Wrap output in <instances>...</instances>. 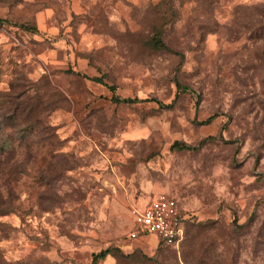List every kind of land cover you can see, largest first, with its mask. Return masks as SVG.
Listing matches in <instances>:
<instances>
[{
  "label": "rangeland",
  "instance_id": "374dc122",
  "mask_svg": "<svg viewBox=\"0 0 264 264\" xmlns=\"http://www.w3.org/2000/svg\"><path fill=\"white\" fill-rule=\"evenodd\" d=\"M0 20V89L47 127L0 115V264H264V0H0ZM162 193L183 237L131 240Z\"/></svg>",
  "mask_w": 264,
  "mask_h": 264
},
{
  "label": "trees",
  "instance_id": "16d2710c",
  "mask_svg": "<svg viewBox=\"0 0 264 264\" xmlns=\"http://www.w3.org/2000/svg\"><path fill=\"white\" fill-rule=\"evenodd\" d=\"M1 21V20H0ZM153 44L160 48L168 49V47L163 43V41L158 38L157 36L153 37ZM79 75V73H74ZM84 78H86L84 76ZM92 82L98 83L101 85H104L110 92L113 93L112 95V101L115 103H121L125 102L128 104H132L137 101V99H122L118 95H115L114 90L115 87L113 85H108L99 77H90L89 78ZM7 89H0V109H1V118L3 121H12L13 124L11 126H14L15 124L24 127L23 134H26L27 131H32L33 128H36L38 126H41V131L44 130V128H47L44 126V123L41 121L40 114V101L39 99L33 100L31 97L26 96V91L22 90V88L25 86L24 83L20 81H14V79H11L6 84ZM179 88L183 92H187L190 89L187 86H181L179 85ZM160 106H166L170 107L171 104L163 105L162 103ZM211 117L207 118L204 122L208 123L211 121ZM5 122V123H6ZM43 125V126H42ZM44 127V128H43ZM214 137H206L202 140H200L197 144L191 145L187 144L185 142L175 140L172 145L171 149L173 150H185V151H196L198 150L208 139H212ZM40 141V147H43V139L39 138ZM29 157L31 158V155L29 154ZM45 155L44 153H41L40 162L42 163L44 161ZM20 164V163H18ZM107 254L114 255L113 250L111 249H105L103 251H100L93 257V261L98 259H104Z\"/></svg>",
  "mask_w": 264,
  "mask_h": 264
},
{
  "label": "built area",
  "instance_id": "2783aa9c",
  "mask_svg": "<svg viewBox=\"0 0 264 264\" xmlns=\"http://www.w3.org/2000/svg\"><path fill=\"white\" fill-rule=\"evenodd\" d=\"M134 222L128 237L133 240L140 235H153L160 245H175L183 237L184 224L178 201L167 194L153 197L145 206L131 207Z\"/></svg>",
  "mask_w": 264,
  "mask_h": 264
},
{
  "label": "crops",
  "instance_id": "0c3cea01",
  "mask_svg": "<svg viewBox=\"0 0 264 264\" xmlns=\"http://www.w3.org/2000/svg\"><path fill=\"white\" fill-rule=\"evenodd\" d=\"M149 201H150V200H149ZM149 201H148V202H149ZM148 202H147V203H148ZM147 203H146V204H147ZM146 204H145V205H146ZM145 205H143V206H145ZM143 206H138V207H143ZM130 230H131V229H130ZM155 238H156V237H155ZM156 239H157V238H156Z\"/></svg>",
  "mask_w": 264,
  "mask_h": 264
}]
</instances>
